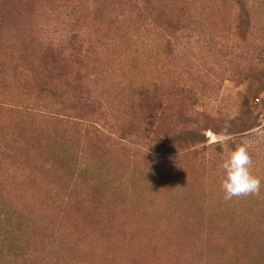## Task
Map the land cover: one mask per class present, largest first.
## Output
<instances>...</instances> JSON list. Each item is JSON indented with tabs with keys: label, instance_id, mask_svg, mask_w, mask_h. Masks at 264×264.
I'll return each mask as SVG.
<instances>
[{
	"label": "rangeland",
	"instance_id": "374dc122",
	"mask_svg": "<svg viewBox=\"0 0 264 264\" xmlns=\"http://www.w3.org/2000/svg\"><path fill=\"white\" fill-rule=\"evenodd\" d=\"M44 2L0 0V264H264V0ZM243 140L261 191L224 201Z\"/></svg>",
	"mask_w": 264,
	"mask_h": 264
},
{
	"label": "trees",
	"instance_id": "16d2710c",
	"mask_svg": "<svg viewBox=\"0 0 264 264\" xmlns=\"http://www.w3.org/2000/svg\"><path fill=\"white\" fill-rule=\"evenodd\" d=\"M43 1H45L44 3H49L52 2V0H18L19 5L20 6H25V8L30 9V8H35L36 6H38L39 4H41ZM26 12L28 13L29 10H26ZM246 28V26H244ZM233 53V52H232ZM264 56V54H263ZM258 58L264 62V58L261 56H258ZM251 75H255V78L257 77L256 73H251ZM7 101L6 99L0 97V108L6 107L9 108L8 106H11L10 104H6ZM247 111V110H245ZM244 115V114H243ZM209 119L206 117L204 118V122L199 125L200 123H195L194 126H191L189 128L184 127L182 129H177L178 127H176L175 131H174V135L172 136L171 140L169 141H164V138L162 140H159L157 142H154L153 140H151L150 142H148V149L151 150L153 153H158V154H172V153H182V152H186V150H189L190 147H195L198 145H203V143L206 141L203 135V131L206 128V123ZM247 121V120H246ZM245 122V121H244ZM234 121H225L223 123V126H228L230 127L231 124H233ZM235 133H242L244 132V126H242V124H240L239 126H236V128L234 129ZM231 130L228 129L226 132H230ZM129 136H134L133 133L129 134ZM138 140V143H144V142H140L141 139L143 141H145V136L141 135V136H137L136 137ZM187 147V148H186ZM186 149V150H184ZM173 155V154H172ZM77 165V163H75ZM12 213V214H11ZM14 213L7 210L5 213V217H4V221L6 224L10 225L9 230L14 231L11 233V236L8 238L9 243H10V247L8 248L9 251H12V245L14 243V241L16 240V235H17V230L19 228H29L31 226V222L33 221L32 218L26 220L23 217L19 216H13ZM30 221V223L28 222ZM4 229V228H3ZM18 241V240H17ZM4 245L7 247L6 243L3 242Z\"/></svg>",
	"mask_w": 264,
	"mask_h": 264
},
{
	"label": "clouds",
	"instance_id": "9594fccd",
	"mask_svg": "<svg viewBox=\"0 0 264 264\" xmlns=\"http://www.w3.org/2000/svg\"><path fill=\"white\" fill-rule=\"evenodd\" d=\"M252 144L250 140H243L218 164L219 187L224 201L260 194L261 178L252 171Z\"/></svg>",
	"mask_w": 264,
	"mask_h": 264
}]
</instances>
